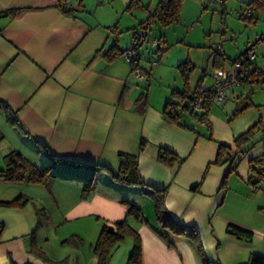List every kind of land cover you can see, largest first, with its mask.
<instances>
[{"label": "crops", "instance_id": "crops-1", "mask_svg": "<svg viewBox=\"0 0 264 264\" xmlns=\"http://www.w3.org/2000/svg\"><path fill=\"white\" fill-rule=\"evenodd\" d=\"M131 1L128 0L126 8ZM161 1L152 0L151 10L148 6H142L141 10L148 17ZM67 5L73 9L70 0ZM79 5L81 2L77 3L72 15H64L54 6L53 0H0V13H10L0 15V106L12 117L22 135L18 141L24 148L31 142L39 147L37 159L41 165L34 164V167H50L53 176L49 188L7 183L13 188L22 186V189L17 187L10 192L5 188L6 191L0 192V202L19 198L18 204L0 205L12 212L0 217V264H80L77 254L75 262L72 259L70 263L65 262L67 257H52L47 248L40 246V242L45 241L41 239L40 231L48 228L46 226L74 220L72 207L79 208L75 204L82 202L81 189L88 181L94 186L86 197L92 196L98 204L97 213L104 223L122 220L125 217L122 203L130 201L127 203L134 206L137 203L128 198L123 200L120 193L124 190L133 192L132 188L139 186L122 187L104 170L97 168L91 173L89 168L90 165H101L116 172L120 153L137 157V172L144 183L143 188L148 193L163 191V206L168 216L178 224L194 229L208 261L243 264L250 254L264 256V239L259 245H253V239L250 242L236 240L227 233L229 225L261 232L254 227L258 225L246 222H253L260 208L246 187L250 186L247 178L249 161L264 158V143H257L232 164L226 158L214 164L219 144L232 148L233 140L258 122L264 130V87L257 86L261 89L255 92L248 86L229 90L218 109L210 106L204 122L181 112L178 124H173L163 116L162 110L171 92L183 90L181 82V89H171L163 103H149L147 91L146 108L139 114L134 110V103L145 88L138 87L131 77L129 64L120 55L126 46L121 48L116 27L101 31L100 22L93 26L86 19L76 17L78 10L83 11V6ZM145 20L130 28L129 45L133 42V33L146 35L137 28ZM157 38H162V48L166 50L163 34L159 33ZM145 42L140 43L139 49ZM109 48L115 56L107 60L104 53ZM137 53L140 57V52ZM185 57L177 66L188 62L197 71L198 64L192 62L189 52ZM209 57L214 69L212 57ZM209 57L203 64L209 63ZM150 60L146 59L147 62ZM146 72L150 78V72ZM199 82L202 89L209 87L201 84L202 75L189 76L190 94ZM242 90L250 93V107L234 116L235 98ZM140 142H143L142 150H139ZM158 148L167 149L174 155L176 160L172 166L157 162ZM32 149L31 146L28 151L32 152ZM1 183L5 186V182ZM23 200L25 203L20 205ZM29 205L30 212L25 210ZM36 208L43 209L44 215L37 217ZM8 217L16 219L10 222ZM75 217L83 219L81 227L84 230L91 229L92 234L95 229L97 233V225L90 228L84 216ZM146 219L138 222L127 218V223L138 234L141 264H199L195 246L186 235L169 231V235L164 233L165 242L160 226L150 222L149 217ZM31 243L43 258L29 253ZM91 256L87 264H96L95 257Z\"/></svg>", "mask_w": 264, "mask_h": 264}, {"label": "rangeland", "instance_id": "rangeland-1", "mask_svg": "<svg viewBox=\"0 0 264 264\" xmlns=\"http://www.w3.org/2000/svg\"><path fill=\"white\" fill-rule=\"evenodd\" d=\"M70 1L73 9L76 8L78 2H81V5L83 6V11L78 10L79 13H75L76 17H80L84 20L86 19L93 24V26H96V23L100 22V25L102 26L100 28L103 29L101 31H105L104 29L108 31L106 27H110V29L116 27L115 31L116 35L119 37L121 48L126 46L124 50L130 48V28L136 27L138 24L137 22L145 20L147 17V14L141 10V7L143 6V8H146V6H148V8H150L149 10H151L154 6V3L150 5L152 0H132L128 8H126L128 0ZM248 1L249 0H225L222 10L217 0H183V5H181L178 21L176 23H173L166 28H162L159 23L155 21L150 23L149 30L142 31L144 33L146 32L147 39L150 41L157 39L158 34L162 33L165 46H167V49L160 53L156 51L152 42L149 41L145 42L141 49H137L141 54L138 67L145 72H150L151 75L150 78L142 75L139 79L134 73H131V77L136 83H138L139 88L147 87L149 103H163V100L169 97L171 89H181V80L176 67L178 62H183L185 60L186 52L190 53L192 62L198 64L197 71L193 70V72L190 73L191 77L195 78L197 75H202L201 84L206 87L211 86L213 83L212 74L215 72V69L211 68V58L209 55L211 56L212 48H216V46L220 47V50L224 52L229 60H233L239 53L243 52L245 48L253 45L250 54H253L255 57L254 64L264 72V10L258 13L255 23H245L239 20L238 16L241 12L245 11V4ZM137 28L138 32H140L141 30L139 27ZM110 35L112 36V34ZM163 46V44L160 45V47ZM207 57H209V63L203 64ZM148 58L151 60L147 62L146 59ZM227 67H229V63L224 62L223 68L227 69ZM139 72L140 74H143L140 70ZM149 81L150 85L148 86ZM257 86L259 85L251 86L253 92L257 91L259 88L261 89V87ZM261 86L264 87V84ZM213 108L218 109L215 105H213ZM3 109L4 108L0 106V170L5 168L3 156L10 153L12 150L21 155L24 160L31 165L34 166L35 164L36 166H40V160L37 159V156L39 155V147L31 142L29 147L32 146L33 154L28 151L29 147L24 148L23 143L18 141V138L22 139L21 133L13 124L12 117L7 115L5 113L6 111ZM254 140L255 139H253V141ZM46 161L47 163L50 162V164H53L52 161ZM95 179H97V175ZM4 185L5 186H3L2 183L0 184V192L6 191L5 188L9 189L10 192H13L17 187H19L18 190L22 189V186L18 185L15 186L16 188H13V186L8 185L7 183ZM246 188L248 189L247 192L249 194L252 193L253 199H255L256 203L260 206L259 210H257L258 215L255 216L253 222L246 220L250 225L255 223L258 226L254 227L261 230V232H255L248 229L253 233L251 244L259 245V242L264 239V235H261L262 232H264V188L263 185H259L254 192H252L251 186H247ZM132 189H134L132 190L133 192L130 190H124L120 193L124 198L123 200L130 199L132 202H136V207L138 206L137 208L140 209L141 217L145 221H147L148 219L146 218L149 217L150 222L159 228L160 223L155 219L152 200L147 195L148 191L138 187ZM140 194L143 195V197L145 196L144 198L146 201L143 200L144 198H142ZM32 195L35 196L36 194L34 193ZM91 197H86V199L85 197H81L80 202L82 201V204L79 202L75 204L78 205L79 208L75 206L72 207L74 212H72V217L74 220L61 222L59 224L51 225L50 227L46 226L48 228L41 229L40 236L41 239L45 241L40 242V246L47 248L52 257L57 259L67 257L65 262L70 263L77 254L80 256V264H87L91 259L92 256L89 246L95 242L99 230L102 224H104V219L99 215L100 213H97L98 204L94 202ZM33 203L36 205L38 204L34 200ZM28 207H31V205L27 206L25 210L29 211ZM6 213L11 214L12 212H9V210H6L5 208H0V217H6L4 216ZM75 216H84V220L89 221L90 228L91 225H97V233L95 229L92 230V234L91 229L88 231L84 230L81 227L83 219ZM15 219L16 218L14 217H8L10 222ZM133 229L135 230L134 227ZM159 230L169 235L168 229L160 227ZM28 232L30 231L28 230ZM72 238L79 241H77L78 246H74L73 243L69 241ZM166 238L163 239L165 242ZM90 240L93 241L90 242ZM63 241H67V243H62ZM132 246V237L126 236L123 238L112 252L108 264H126L128 257L131 254ZM43 248L42 252H45Z\"/></svg>", "mask_w": 264, "mask_h": 264}, {"label": "trees", "instance_id": "trees-1", "mask_svg": "<svg viewBox=\"0 0 264 264\" xmlns=\"http://www.w3.org/2000/svg\"><path fill=\"white\" fill-rule=\"evenodd\" d=\"M68 1L69 0H53V4L60 11V13L64 15H72L74 10L67 7ZM224 2L225 0H221L219 3L222 10ZM180 5L181 0H162L155 7L154 12L151 15H148L145 21L139 23L138 27L142 31H147L149 30L150 23L155 21L159 23L160 27L162 28L168 27L170 24L177 22ZM79 7H81V5H79ZM262 10H264V0H249L245 4V11L241 12L238 18L245 23H255L258 13ZM8 14L10 13H0V15L3 16ZM132 38L133 42L129 47L131 48L135 46L136 49L134 51L135 62L128 63L130 66V72L134 73L135 71H137V73L140 74V70L143 73L140 74V76L145 75L147 78H149L147 72H143V70L138 67L139 55L137 53V49L140 47V43L142 44V42L145 41L149 42L150 40L147 39L146 35L137 36L136 33H133ZM150 42H152L157 52L164 51V48L160 47V45L163 43L162 38H157L151 40ZM252 46L245 48V50L239 53L233 60H229L221 52L219 46H216V48H212L211 56L215 71L232 70L237 63H239V65H241L243 68L242 72L236 73V76L239 78L238 86H233L227 91L238 88L241 89L242 87L247 86L251 87L253 85L256 86L264 84V72L259 68H256L254 64L255 57L252 61H249L248 59V56L252 52ZM126 50L122 51L120 55L122 56V54ZM114 56L115 53L112 52V48H109L104 53V57L107 60L112 59ZM224 62L229 63V67H227V69L223 68ZM177 70L179 72L180 80L183 85V90L181 92H171L170 99L166 100V102L164 103V107L162 110L163 116L171 123L178 124L179 113L187 112L190 116L198 118L200 122H204L210 106L215 105L213 83L208 88L202 89L199 82L194 93L190 94V92L188 91V79L190 73L193 71V67L188 62H184L180 63L177 66ZM227 91L225 92L224 101L227 98ZM146 95L147 87H145V90L138 94L135 100L134 110L139 114H142L146 108ZM249 95V92L242 90L241 93H239V96L235 98L237 102H235L236 109L234 112V116L250 107ZM195 98L201 99L202 108L200 112L191 113L188 107V103ZM224 101L222 103H224ZM185 103L186 107H183ZM220 105L215 106L219 107ZM253 139L255 140L253 141ZM257 143H264V130H262L259 122L255 123L244 133L236 137L232 142V148L219 144L214 164H219L220 161L225 158L232 164L237 157L245 156ZM142 147L143 142H140L139 150H142ZM117 159L118 167L116 172H112L101 165H90L89 168H91V173H95L97 168L99 170L102 169L105 172L109 173V175L117 185H120L122 187L135 185L139 186L140 189H144V183L139 178L137 172V157L120 153L117 155ZM156 160L158 163L170 167L172 166V163L176 160V158L167 149L158 148ZM3 161L5 164V168L3 170H0V181H3L5 183H26L32 185H42L46 188H49L51 182L53 181L50 167L37 169L30 163L26 162L22 157H20L19 154L15 152H10L7 155L3 156ZM248 171V183L251 186L252 190L258 188L259 185H263L264 188V158L257 157L251 159L248 164ZM93 186L94 185L92 181H88L86 184H84L81 189V197H86L93 190ZM162 194L163 191L147 193V195H149L152 199L154 216L155 219L160 223V227L168 229L175 235H186L195 246L199 258V264H214L208 261L204 256L202 247L199 243L198 235L194 231V229L184 227L168 216V213L163 206ZM18 200L19 198L7 203L0 202V205L9 207L18 204ZM24 203L25 200H23L20 205ZM122 204L125 208V217L120 221H116L113 223L106 222L102 224L94 244L90 247L91 254L96 259V264H108L111 258V254L116 248L117 244L121 242L126 236H130L133 239L131 254L128 257L126 264H141V247L138 234L131 226H129V224L127 223V218H133L138 222H144V219L141 217L140 211L136 206L127 202H123ZM35 213L37 217L42 216L43 209L36 208ZM1 232L2 227L0 226V234ZM227 233L236 240L245 242H250L253 238V233L251 231L244 230L233 225L228 226ZM161 236L163 239L166 238L164 237V232H162ZM67 241H63L62 243H67ZM69 241L73 243L74 246H78V240L76 241L72 238ZM29 253L36 255L38 258H43L42 254L34 245V243H31L29 245ZM40 260L48 262L45 259ZM243 264H264V256L250 254L248 260Z\"/></svg>", "mask_w": 264, "mask_h": 264}, {"label": "built area", "instance_id": "built-area-1", "mask_svg": "<svg viewBox=\"0 0 264 264\" xmlns=\"http://www.w3.org/2000/svg\"><path fill=\"white\" fill-rule=\"evenodd\" d=\"M220 3L221 0H217ZM136 47L128 48L123 54L122 58L127 62H135L134 61V51ZM254 58L253 54L248 56L249 61H252ZM243 71V68L239 63H237L232 70L224 71L217 70L212 74L213 78V90H214V103L216 106L220 105L225 99V92L233 86H238L239 78L236 76V73H240ZM134 75L137 78H141V76L134 72ZM188 107L191 113H197L201 111L202 101L200 98H195L191 102L188 103Z\"/></svg>", "mask_w": 264, "mask_h": 264}, {"label": "water", "instance_id": "water-1", "mask_svg": "<svg viewBox=\"0 0 264 264\" xmlns=\"http://www.w3.org/2000/svg\"><path fill=\"white\" fill-rule=\"evenodd\" d=\"M183 107H186V103L183 105Z\"/></svg>", "mask_w": 264, "mask_h": 264}]
</instances>
